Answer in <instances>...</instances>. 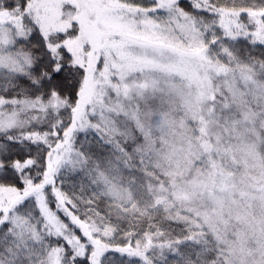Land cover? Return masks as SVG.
<instances>
[{
	"label": "snow or ice",
	"instance_id": "obj_1",
	"mask_svg": "<svg viewBox=\"0 0 264 264\" xmlns=\"http://www.w3.org/2000/svg\"><path fill=\"white\" fill-rule=\"evenodd\" d=\"M0 264H264V0H0Z\"/></svg>",
	"mask_w": 264,
	"mask_h": 264
}]
</instances>
